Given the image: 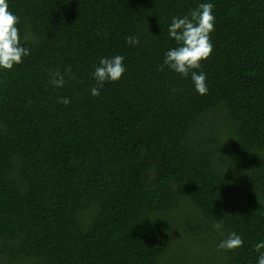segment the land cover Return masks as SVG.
<instances>
[{
	"label": "trees",
	"instance_id": "obj_1",
	"mask_svg": "<svg viewBox=\"0 0 264 264\" xmlns=\"http://www.w3.org/2000/svg\"><path fill=\"white\" fill-rule=\"evenodd\" d=\"M7 3L30 55L0 69V264H258L264 0ZM201 3L206 95L164 64L173 17ZM116 55L125 73L93 96ZM232 232L243 246L220 249Z\"/></svg>",
	"mask_w": 264,
	"mask_h": 264
},
{
	"label": "clouds",
	"instance_id": "obj_2",
	"mask_svg": "<svg viewBox=\"0 0 264 264\" xmlns=\"http://www.w3.org/2000/svg\"><path fill=\"white\" fill-rule=\"evenodd\" d=\"M214 5L211 3H201L198 8L191 11L190 15L182 18L173 17L168 28L169 37L172 38L177 46L169 49L165 54L164 64L180 74L188 77L191 74L195 90L200 95H206L209 91L206 83V74L197 72L202 62L210 58L213 52V45L210 33L215 30V15L213 14ZM20 19L9 10L7 0H0V69L11 71L14 66L23 63V58L30 55V50L23 46L21 41L18 24ZM27 41V36L24 37ZM128 44L137 45L140 43L136 37H129ZM124 57L116 55L111 58H102L99 66L95 68L93 77L97 86L91 89L93 96L100 95V88L106 82L119 81L126 71ZM71 72L69 68L64 75ZM64 75L58 71L52 73V83L56 87H63L65 84ZM74 79L73 77H70ZM65 105L70 103L68 98L59 101ZM217 230L222 229L223 225L217 222L213 225ZM244 241L235 232L220 242V249L235 250L242 247ZM264 242L255 245V251L260 253L258 264H264Z\"/></svg>",
	"mask_w": 264,
	"mask_h": 264
},
{
	"label": "rangeland",
	"instance_id": "obj_3",
	"mask_svg": "<svg viewBox=\"0 0 264 264\" xmlns=\"http://www.w3.org/2000/svg\"><path fill=\"white\" fill-rule=\"evenodd\" d=\"M202 254H204V253H202ZM2 264H4V263H2ZM210 264H212V263H210Z\"/></svg>",
	"mask_w": 264,
	"mask_h": 264
}]
</instances>
